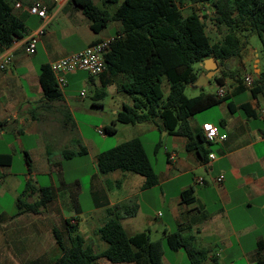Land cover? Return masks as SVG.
<instances>
[{
	"label": "crops",
	"instance_id": "0c3cea01",
	"mask_svg": "<svg viewBox=\"0 0 264 264\" xmlns=\"http://www.w3.org/2000/svg\"><path fill=\"white\" fill-rule=\"evenodd\" d=\"M5 1L23 23L25 34L11 46L0 47V63L11 56L10 63L0 70V155L11 156L8 165L0 163V199L7 195L11 207L10 212H0V264H53L61 256L53 231L59 232L63 242L69 244L66 220L77 226L85 244L99 254L106 245L98 237L97 230L105 221V210L119 203L137 207L132 217H122L120 223L128 236L147 232L162 264H170L166 259L168 249L164 236L175 232L192 237L195 247L207 252L206 264H223L234 255L245 256L248 262L255 263L259 257L257 242H264V124L258 115L259 109L264 108V85L254 94L242 84V74H249L243 62L239 60L238 67L231 69L232 74L226 75L218 66V78H221L228 102L188 118L194 137L202 132L204 123L213 124L226 135L223 142L198 143L202 156L194 149H186L185 137L161 130L158 119L137 125H116V133L108 137L120 131H133L136 135L117 140L113 147L133 138L141 139L147 146L150 138V146L154 149L158 144L163 151L164 158L156 152L151 157L157 178L151 188L142 189L143 178L132 173L114 171L100 175L95 157L101 149L92 154L83 145L86 155L71 156L72 163L79 157L87 159L86 163L69 162L70 166H76V173L86 170L85 175L89 176L93 208L83 211L78 202V180L71 183L64 180V163L68 160L63 158V153L79 150L76 114L89 112L85 106L77 105L84 89L74 96L73 88L88 85L100 93L118 95L120 103L110 109L107 122L100 127L103 129L111 124L123 104H130L120 89L126 80L117 75L106 85L98 76H88L79 82L80 79L69 74L66 87L58 89L60 98L48 101L40 87L39 69L99 40L114 38L123 33V27L118 21H110L100 32H93L82 12L86 0ZM91 1L112 15L123 0L115 5L105 4L103 0ZM170 1L174 8L184 13L191 5V0ZM34 4L46 8V19L29 14L28 8ZM31 35H38L37 43L35 52L28 54L25 42ZM254 67L255 76L264 74L257 64ZM198 74L203 75L204 69ZM162 91L166 97V81L162 83ZM195 96L198 95L192 97ZM95 105L102 108L99 102ZM244 105H248L246 110L242 109ZM25 153L30 158V171ZM210 154L214 159L209 158ZM89 165L90 169H86ZM54 176L58 177L59 187ZM37 177L48 178L49 185L40 184ZM219 177L220 182L217 181ZM199 178L202 184L196 182ZM26 182H30L33 189L24 193ZM41 187L50 189L51 200L40 207L38 213L16 215L17 202L32 204L38 201ZM72 209L76 218L87 216L76 219L63 214ZM92 215L97 218L95 225L87 220ZM180 251L174 253L179 255ZM261 255L264 256V251ZM95 264L112 263L99 257Z\"/></svg>",
	"mask_w": 264,
	"mask_h": 264
},
{
	"label": "trees",
	"instance_id": "16d2710c",
	"mask_svg": "<svg viewBox=\"0 0 264 264\" xmlns=\"http://www.w3.org/2000/svg\"><path fill=\"white\" fill-rule=\"evenodd\" d=\"M103 1L110 5L118 3V0ZM190 2L199 3V8L190 7L189 12L184 13L181 9L174 8L170 0H123L110 15L95 6L91 0L85 1L82 12L90 22L93 32H100L110 21H118L123 27V33L113 38L108 52L104 55L105 69L98 78L102 84L107 85L112 83L115 76L122 75L126 81L120 89L128 97L130 104H123L122 110L116 113L111 124L102 129L104 135H114L117 124L137 125L158 119L161 130L185 137L186 149H194L202 156L198 143L209 142L205 140L202 132H198L194 137L188 118L221 102H228V98H219L211 93L189 98L184 93L185 87L197 80L198 71L203 69L195 66L201 65L205 59L214 58L215 61L224 62L240 56L244 41L241 42L239 34L245 39L249 33L256 34L262 42L264 55V0ZM209 6L213 8L212 21L228 29L221 42H211L203 21L205 17L197 11L202 12ZM24 34V25L12 13L11 6L5 0H0V47L11 46L21 40ZM220 72L224 74L223 70ZM214 80L218 86H223L221 78L214 77ZM163 81L168 84L166 97L162 91ZM39 83L46 100L60 98L49 65L40 67ZM262 85L264 74L260 73L254 76L250 90L255 94ZM102 94L103 92L99 96ZM227 105L230 106L229 103ZM247 107L248 105H244L242 109L246 110ZM78 146L76 153L65 151L63 158L69 160L71 156L86 155V148L80 142ZM158 149L157 144L153 152ZM25 159L30 171V158L27 153ZM10 162V155H0L1 164L8 165ZM95 162L100 175L114 171L139 175L143 178L142 189L151 188L157 182L151 158L139 138L100 151L95 157ZM30 189H33V186L26 182L24 193ZM38 191V201L32 204H24L21 200L17 202L16 215L24 212L38 213V209L51 200L48 187H41ZM136 210L134 204L127 207L124 203L105 210V221L97 230V235L106 247L99 254H95L92 248L85 244L77 226L66 220L69 244L63 242L59 232L53 231L61 250V256L53 264H95L99 257L112 264H162L155 254L154 244L147 232L128 236L120 223L122 217H132ZM163 240L168 249L182 250L189 264H206L207 252L195 247L192 237L175 232L165 235ZM256 247L259 257L255 264H264V256L261 255L264 242H257Z\"/></svg>",
	"mask_w": 264,
	"mask_h": 264
},
{
	"label": "rangeland",
	"instance_id": "374dc122",
	"mask_svg": "<svg viewBox=\"0 0 264 264\" xmlns=\"http://www.w3.org/2000/svg\"><path fill=\"white\" fill-rule=\"evenodd\" d=\"M191 5L188 6L187 10H185V13L189 12L190 7H195L197 9V4L199 3H191ZM199 14L202 16L204 15V23L206 28V33L209 36L212 43L221 42L222 39L225 37V35L228 33V29L225 26L217 25L215 22L212 21L214 18L213 16V8L209 6V8H206L204 10H197ZM241 39V42H243V45L241 46L242 49H240V56L230 58L224 62H218L215 61L218 66H220V70H223L224 75L226 74H232V70H234L238 67V61L241 60L243 62V65L245 67L246 72H249L253 76H255L254 70L255 65L257 64L258 67L264 72V55L262 52V42L260 38L254 34L249 33L247 38L245 39L242 34L238 35ZM208 59V58H207ZM258 60V63H255V61ZM203 64H201L200 67H202ZM197 66H195L196 68ZM203 68V67H202ZM233 70V71H234ZM236 73V71L234 72ZM73 77L76 79H80L79 82L82 80H86L88 78V74L85 72L77 71L75 73H72ZM205 74V71H204ZM243 76V74H242ZM241 76V78H242ZM90 77V76H89ZM214 77H218V71L214 76H211V79L208 80V84L203 85L199 88H193L190 85L185 87L184 93L187 97H192L193 95H199V94H206L211 93L215 94L217 92V83L214 80ZM240 78V79H241ZM73 88V87H72ZM80 89H84L85 96L81 97V99L77 102V105L79 106H85L89 112H79L76 114V117L78 119L79 123V142L86 146L89 151L93 154L94 151L97 150H104L109 147H113L114 143L117 140L123 141L124 139L130 138L133 135H136L133 131H129L128 133H124L120 131L116 136L108 137L99 135L96 131L99 130L101 125H103L105 122H107L106 116L110 115V109H112L114 106L118 105L120 103L118 95L115 93H103L101 96H99L100 91H95L93 88L86 85L84 88H81V86L77 85L73 88V95L76 96L77 93L80 91ZM102 92V91H101ZM95 102H99L100 105H102V108L95 105ZM151 139L148 138V144L145 146L147 153L149 154L150 158L153 156V147L150 146ZM158 151V152H157ZM156 151V155L161 156V158H164L163 151L161 149H158ZM159 158V157H158ZM86 157H79L76 158L75 161H65L64 165V180L66 183H71L75 179L78 180L79 183V189L77 191L78 195V202L83 209V211L91 210L93 208L92 206V195H91V186L89 184V176H86V170L80 171L79 173H76V166L71 165L76 164V162L86 163ZM68 163V165H66ZM86 169H90V165L85 167ZM137 178H140L139 175H135ZM54 179L56 181V184H58V177L54 176ZM37 182H39L42 185H49L48 178L46 177H37ZM10 212V202L8 201V196L5 195L3 199H0V212ZM63 214L67 217H74L76 218V214L74 209L72 210H65ZM86 214H83L80 216V218L76 219H83L86 217ZM88 222H90L92 225H95L97 223V218H95L93 215L92 217L87 218ZM168 249V248H167ZM181 253L179 255L174 253V251L168 249L166 253V259L167 262L170 264H189L188 259L185 255V253L181 250ZM238 253V252H237ZM165 259V263H166ZM210 263H213L211 260ZM223 264H255L252 262H248V259L245 256L240 255H234L232 257H229L225 260Z\"/></svg>",
	"mask_w": 264,
	"mask_h": 264
},
{
	"label": "built area",
	"instance_id": "2783aa9c",
	"mask_svg": "<svg viewBox=\"0 0 264 264\" xmlns=\"http://www.w3.org/2000/svg\"><path fill=\"white\" fill-rule=\"evenodd\" d=\"M57 2L58 0H54ZM28 12L31 15L37 16L44 20L47 18V11L44 6L34 4L28 8ZM41 31H38V34ZM38 35H31L26 43V52L33 54L35 52ZM113 41V38H106L92 43L85 47L83 50L75 53H71L65 57H62L52 62L49 67L53 74L58 89H64L67 85L66 76L77 71L85 72L91 77L98 76L105 69L104 55L108 52L109 47ZM15 43V42H14ZM13 43V44H14ZM11 61V56H6L0 63V70H3ZM242 84L247 88L251 89L253 84V78L250 74H244L241 78ZM216 95L222 98L226 95V90L222 87H218ZM85 96V91L80 92V97ZM258 115L264 124V108H260ZM204 138L207 142H223L226 139V135L218 131V128L211 123H204L201 126ZM98 134L102 135L103 130L99 128ZM210 159H214V155H209ZM221 181V177L217 179ZM198 184H202L201 178L197 179Z\"/></svg>",
	"mask_w": 264,
	"mask_h": 264
},
{
	"label": "water",
	"instance_id": "95a60500",
	"mask_svg": "<svg viewBox=\"0 0 264 264\" xmlns=\"http://www.w3.org/2000/svg\"><path fill=\"white\" fill-rule=\"evenodd\" d=\"M202 64L205 74L198 76L197 80L190 86L199 88L203 85H206L208 80L211 79V76H214L218 71L217 64L214 58L205 59Z\"/></svg>",
	"mask_w": 264,
	"mask_h": 264
}]
</instances>
